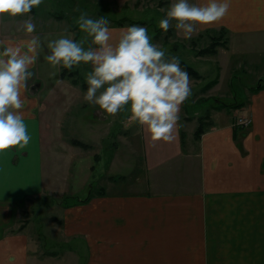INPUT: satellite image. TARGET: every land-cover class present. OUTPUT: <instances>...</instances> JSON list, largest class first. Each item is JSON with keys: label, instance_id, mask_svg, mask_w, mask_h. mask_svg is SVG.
<instances>
[{"label": "crops", "instance_id": "0c3cea01", "mask_svg": "<svg viewBox=\"0 0 264 264\" xmlns=\"http://www.w3.org/2000/svg\"><path fill=\"white\" fill-rule=\"evenodd\" d=\"M116 1L124 6L133 2V7L140 9L147 5L145 2H154L161 15L170 3ZM15 18H22L16 22L18 25L14 22L17 30L9 29L6 15L0 16V41L28 38L26 34H14L23 31L25 16ZM119 20L111 24L114 38L124 26L117 25ZM170 29L169 36L162 39L169 46L195 38L201 40V36L220 31H224L222 41L226 42L233 36L250 34L262 35L264 41V0H231L227 15L198 26L190 38L178 35L174 27ZM228 48L227 44L219 46L214 55ZM198 49H191L194 56ZM170 54L177 55L176 50ZM195 58L204 61L202 57ZM212 81L215 84L207 88ZM217 82V77L211 79L198 88L203 89L200 95L193 96L198 89L191 81L193 103L213 98L205 95ZM263 83L261 80L255 87L260 89ZM22 95L31 139L24 148L0 152V264H264V98L258 103L264 90L252 96L251 109L242 108L246 115L217 120L210 113L198 114L189 135L181 123L191 122L194 117L187 113L185 100L170 141L151 139L136 122L147 172L144 190L131 192L101 186L83 199L73 194L71 203L65 199L60 205L61 217H50L52 234L61 235L55 239L59 242L44 248L40 241L47 240V235L40 230L37 235H30L26 229L30 225L28 219L24 225H16L18 211L26 201L52 193L55 185L54 181L46 183L42 178V129L36 114L40 110L39 100L29 97L25 89ZM241 117L249 123L237 125ZM199 119L204 120V130L195 139ZM125 140L122 146H126ZM119 155L117 151L110 153L106 169L113 161L120 164ZM99 161L98 155L95 163ZM89 169L94 171L95 165ZM124 179L125 176H106L111 185Z\"/></svg>", "mask_w": 264, "mask_h": 264}, {"label": "rangeland", "instance_id": "374dc122", "mask_svg": "<svg viewBox=\"0 0 264 264\" xmlns=\"http://www.w3.org/2000/svg\"><path fill=\"white\" fill-rule=\"evenodd\" d=\"M145 3L147 5L140 9L134 8L133 2L124 6L116 0H42L41 4L34 7L30 13L36 24V29L31 35H38L45 46L39 51L38 59L31 68L33 76L29 78L25 90L29 97L39 100L40 110L36 114L41 119L42 129V178L46 183L54 181L55 185L51 189L52 193H44L43 196L26 201L18 211L19 222L16 225L23 222L22 226L28 219L30 225L26 229L30 235L32 233L37 235L39 230L47 235V240L42 238L40 241L43 248L45 245L47 247L53 242H59L55 239H59L61 235L52 234L53 225L50 217H61L63 212L61 206L65 199L69 200L68 204L71 203L70 197L73 194L76 198L83 199L90 191L96 193L101 186L106 189L117 188L131 192L144 190L142 186L147 178L138 125L129 118L127 108L121 109L116 114L106 113L99 106L84 101L85 90L70 79V71L74 69L77 70V77L74 78L78 82L85 81V73L91 66L82 63L72 69L59 65L52 67L44 59L48 51L47 40L66 34H71L76 39L83 36L75 23V18L81 11L94 17L103 15L110 24L122 18L125 21L145 22L149 35L154 41L169 53L176 50L181 60L201 74L200 80L190 76L197 89L217 77L218 84L205 95V97L212 95L213 98L200 100L194 104L191 98L203 92V89L202 91L198 89L194 91L193 96L190 95L186 99L187 113L194 117L191 122L181 123L187 135L195 128L196 118L200 116L198 114L210 113L212 117H217V120H230L239 117L240 114H248L247 112L244 114L242 108L250 107L252 96L259 90H264V83L260 89L255 87L261 84V80L264 82L262 35L233 36L227 39L229 47L227 50L220 49L219 55L201 56L198 55V51L209 46L211 37H219V34L204 35L201 36V40L195 38L176 45H165L162 39L169 36L168 32L171 33V29L167 31L160 29L158 21L163 14L155 9L156 3ZM138 4L141 5V2ZM60 16L61 19L58 18ZM7 19H9V29L13 30H17L14 22L22 20L9 16ZM126 25L128 22H124V26ZM14 34H25V32ZM195 47L199 48L195 51V56L204 58L203 62L192 54L191 49ZM62 72L63 77L60 76ZM263 98L264 96H260L258 103ZM239 103L241 106L236 107L235 104ZM123 138L126 139V146L121 145ZM71 140H80L91 145V148L86 150L74 147ZM115 143L118 145L116 148L112 146ZM124 147L130 150L123 151ZM112 151L120 153L117 158H121L122 161L120 164H115L113 161L106 169V161ZM127 151L134 153L127 154ZM97 155L100 161L95 163ZM91 165H95L94 171H90ZM108 175L125 176L126 179L111 185L106 181ZM80 254L83 255L82 250Z\"/></svg>", "mask_w": 264, "mask_h": 264}, {"label": "clouds", "instance_id": "9594fccd", "mask_svg": "<svg viewBox=\"0 0 264 264\" xmlns=\"http://www.w3.org/2000/svg\"><path fill=\"white\" fill-rule=\"evenodd\" d=\"M42 0H0V16H25L28 38L0 41V152L24 148L31 139L23 112V89L33 76V66L45 45L31 35L36 24L30 15ZM231 0H170L158 25L174 27L190 38L198 26L214 23L228 14ZM80 39L71 34L47 40L44 59L50 66L72 69L89 64L83 100L116 114L127 108L129 118L145 128L153 140L170 141L179 120L181 104L191 95L188 71L180 57L170 54L149 35L146 25L114 27L103 15L81 11L75 18ZM67 31V29L65 30Z\"/></svg>", "mask_w": 264, "mask_h": 264}, {"label": "trees", "instance_id": "16d2710c", "mask_svg": "<svg viewBox=\"0 0 264 264\" xmlns=\"http://www.w3.org/2000/svg\"><path fill=\"white\" fill-rule=\"evenodd\" d=\"M61 19V16L58 17ZM65 18V17H64ZM66 19V18H65ZM67 20V19H66ZM70 22V20H67ZM124 22H128V24H132V23H138V24H143L145 25L144 22H141V21H125V19H120L119 21H117V25L119 26H123L124 25ZM168 34H170V31L168 32ZM224 34V31H220L219 33V37H211V44L207 47H205L204 49H201L198 51V55H201V56H210V55H214L216 53V48L219 47V46H222V47H225L227 42L226 41H222L221 37L223 36ZM181 61V65L186 68V70L188 71L189 73V76L195 78V79H200V76L199 74L190 66L186 65L184 63V61L180 60ZM61 77H63V72L62 74H60ZM77 77V70H72V72L70 71V79L72 80V82L74 84H80V87L84 90H86L87 88V84H86V81H81V82H78L74 77ZM215 84V81H212L211 83H209V85H206L207 88H210L211 86H213ZM206 89V87H205ZM204 120H206V118H203ZM203 119H199L198 123V127L196 128L195 132H194V137L195 139H199L200 135L203 133V130H204V120ZM72 143V145L74 146H78V147H81L83 149H88L90 148L89 145L85 144V143H82L81 141H78V140H71L70 141ZM95 159L98 160V155L95 156Z\"/></svg>", "mask_w": 264, "mask_h": 264}, {"label": "built area", "instance_id": "2783aa9c", "mask_svg": "<svg viewBox=\"0 0 264 264\" xmlns=\"http://www.w3.org/2000/svg\"><path fill=\"white\" fill-rule=\"evenodd\" d=\"M248 123H249L248 120H247L246 118H244V117L239 118V119L237 120V122H236V124H237V125H240V126H245V125H247Z\"/></svg>", "mask_w": 264, "mask_h": 264}, {"label": "water", "instance_id": "95a60500", "mask_svg": "<svg viewBox=\"0 0 264 264\" xmlns=\"http://www.w3.org/2000/svg\"><path fill=\"white\" fill-rule=\"evenodd\" d=\"M259 86V85H258Z\"/></svg>", "mask_w": 264, "mask_h": 264}]
</instances>
